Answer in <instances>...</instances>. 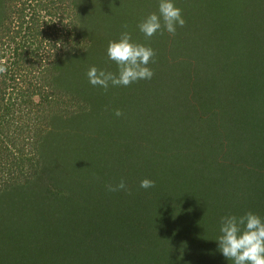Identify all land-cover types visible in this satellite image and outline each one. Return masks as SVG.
I'll return each mask as SVG.
<instances>
[{
	"label": "trees",
	"instance_id": "1",
	"mask_svg": "<svg viewBox=\"0 0 264 264\" xmlns=\"http://www.w3.org/2000/svg\"><path fill=\"white\" fill-rule=\"evenodd\" d=\"M116 1L0 0V264H233L221 218L264 220V0H173L185 26L151 38L160 0ZM125 30L154 75L105 92Z\"/></svg>",
	"mask_w": 264,
	"mask_h": 264
},
{
	"label": "clouds",
	"instance_id": "2",
	"mask_svg": "<svg viewBox=\"0 0 264 264\" xmlns=\"http://www.w3.org/2000/svg\"><path fill=\"white\" fill-rule=\"evenodd\" d=\"M185 23L182 10L175 6L173 0H160L159 14H150L138 27L146 38H151L157 33L162 35L164 31L175 35L177 26L183 27ZM124 28L127 29V26ZM155 55L152 48L132 42L131 34L125 30L119 41L109 42L107 48V56L118 66V74L93 66L87 72L88 80L91 85L101 87L105 92L110 84L114 87H127L140 80H150L154 73L148 65L154 62ZM6 70V66L0 62V73ZM114 114L117 117L123 115L119 110ZM140 187L147 190L155 187V182L144 179ZM106 188L109 192L128 190L123 179L117 184L107 185ZM219 230L221 234L216 241L219 251L226 259L233 264H264V220L261 217L252 212L240 217L225 216L221 218Z\"/></svg>",
	"mask_w": 264,
	"mask_h": 264
},
{
	"label": "rangeland",
	"instance_id": "3",
	"mask_svg": "<svg viewBox=\"0 0 264 264\" xmlns=\"http://www.w3.org/2000/svg\"><path fill=\"white\" fill-rule=\"evenodd\" d=\"M127 1V4H128V6H129V9L131 10V12L132 13H135L136 12V10H137V8H138V6H139V4H140V1L141 0H126ZM157 2H158V0H157ZM237 4V2H235V5ZM111 6V8H114V7H117V6H119V4L117 3V1L116 0H113V3L110 5ZM241 8H243V7H240V8H238L236 11H235V13H236V15H237V23L240 21V19H241V17H242V14H240V10H241ZM254 12H253V15H255V18H257L259 15H260V11H259V9H254L253 10ZM254 19V17H252L251 16V19ZM252 19V20H253ZM244 21V17L242 18V20L238 23V27H239V24H241L242 22ZM233 23H234V26L235 27H237L236 26V18L234 17V19H233ZM110 28H111V31H108L107 29H106V27L104 26V28L102 29V31H103V34H104V37H107V38H109V37H116V36H114V34L115 35H117V21H114L113 20V22L110 24ZM94 31V33L95 34H99L101 31L99 30V29H97V28H95V29H93ZM118 36V35H117ZM47 40H48V38H47ZM38 75V74H37ZM25 81H27L26 83H24ZM25 81H23L22 80V77H19L18 78V82L20 83V84H22L21 85V87H24V88H27V87H29L30 86V84H31V82H30V79L28 78V79H26ZM33 81V80H32ZM227 88H229V86L227 85ZM45 92H48L46 89L44 90ZM52 92V90L49 88V92H48V94H50ZM51 95V94H50ZM259 95H257L256 96V105L258 106V103H259ZM34 100H36L37 102L40 100V97L39 96H36L35 98H34ZM50 101H53V106L56 108V110L57 111H60L61 110V105H62V107H63V101H61L59 98H55V97H53V98H51L50 99ZM259 119H263V120H261V121H264V115H260V117H259ZM238 121H241V120H238ZM46 128H47V126H45Z\"/></svg>",
	"mask_w": 264,
	"mask_h": 264
}]
</instances>
